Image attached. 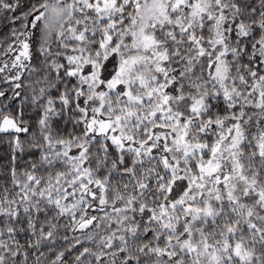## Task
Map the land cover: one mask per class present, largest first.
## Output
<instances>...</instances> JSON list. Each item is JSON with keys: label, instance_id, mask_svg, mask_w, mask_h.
Masks as SVG:
<instances>
[{"label": "trees", "instance_id": "trees-1", "mask_svg": "<svg viewBox=\"0 0 264 264\" xmlns=\"http://www.w3.org/2000/svg\"><path fill=\"white\" fill-rule=\"evenodd\" d=\"M50 1L0 0V64ZM191 4L148 29L174 78L166 108L189 123L190 145L206 146V158L197 156L187 167L198 180L203 170L197 162L205 166L232 137L228 123L239 121L241 178L209 206V214L202 201H187L191 210L173 208L177 176L162 156L109 139L85 145V114L78 105L83 81L72 59L80 49L101 60L104 45L107 51L130 45L138 5L116 0L106 17L77 10L61 30L84 19L83 39L65 37V49L58 31L43 37L18 80L0 82V264H264V104L248 103L250 95L264 102V0H230L224 56L230 97L210 73L224 50L213 42L211 21H177L187 20ZM148 129L141 127L142 140ZM94 183L104 186V204L88 193ZM207 248L211 256L204 255Z\"/></svg>", "mask_w": 264, "mask_h": 264}, {"label": "rangeland", "instance_id": "rangeland-1", "mask_svg": "<svg viewBox=\"0 0 264 264\" xmlns=\"http://www.w3.org/2000/svg\"><path fill=\"white\" fill-rule=\"evenodd\" d=\"M188 1L135 0L138 14L129 28V34L133 38L130 45L122 43L111 51H107L108 45H104L101 60L80 49L79 55L74 56L72 60L77 64L74 71L83 81L78 94V105L85 114L87 128L85 145L96 139H109L123 149L162 156L165 164L177 176L170 206L173 208L185 206L187 210H191L187 201H194L197 204L202 201L209 214V206L215 204L222 194H228V188L241 178L239 169H236V149L242 141L238 136L240 122L228 123V131L233 129L231 139L225 137L214 157L206 161L205 166L197 162V166L201 165L199 169L203 170L201 179L198 180V176L190 173L187 167L190 161H197V156L206 158L203 156L206 146L190 145L186 139L189 123L182 124L181 120L170 114L166 108L170 99L169 93L174 92V87H170L174 85V78L168 76L169 73L164 67L166 54L156 50V38L148 30L150 26L169 20L170 13L186 5ZM191 1L187 20L178 18L177 21L188 26L198 24L202 17H207L211 21L214 29L213 42L221 44L224 50L213 62L210 73L213 80L224 88L226 97H230L234 90L225 84L227 67L224 58L228 52L227 38L232 28L233 13L230 0ZM115 4L116 0L48 2L32 18L29 30L16 43L9 59L0 64V82L18 80L26 60L32 56V49L39 45L43 37L52 36L58 31L57 35L64 38L62 46L65 49L68 47L65 43L66 38L75 35L83 39L87 25L84 19L81 23L79 20L70 25L66 32L61 30L66 22L73 20L77 10L85 13L93 9L102 17H106L115 8ZM133 50L136 53L130 54L129 52ZM257 89L262 95L263 90L259 87ZM254 90L255 87L252 91ZM248 103L260 107L264 104L261 98L253 95H250ZM144 124L149 125L148 140H142L139 133ZM7 126L14 125L9 121ZM83 150L84 148L81 153ZM88 193L91 197L100 196L98 202L104 204V186L94 183ZM200 210L196 208V212L199 213ZM197 248L195 245L192 250ZM236 253L240 255L241 251L237 248ZM205 254L211 256L208 248Z\"/></svg>", "mask_w": 264, "mask_h": 264}]
</instances>
